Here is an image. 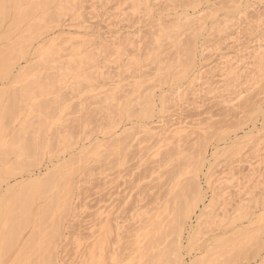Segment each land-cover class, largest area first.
Wrapping results in <instances>:
<instances>
[{
    "label": "rangeland",
    "instance_id": "1",
    "mask_svg": "<svg viewBox=\"0 0 264 264\" xmlns=\"http://www.w3.org/2000/svg\"><path fill=\"white\" fill-rule=\"evenodd\" d=\"M191 1L195 3L190 6L188 3ZM143 2L142 0H77L73 10H65L60 17L55 16L54 6L47 7L48 10L46 11L56 18L53 21L58 20L59 22L49 23L48 29L45 32L42 31L39 40L37 39L32 43V49L34 50L37 42L42 40L47 43L49 49H54L55 52L52 51L49 60L47 58L42 63L37 61L36 55L30 57L28 63L25 62V59H20L21 62L18 61V65L12 71L15 73L20 63V66L30 70L32 76H36V80L30 86L31 93L24 94V98L23 96L15 97V100L9 98V94L13 90H18V88L26 85L30 76L16 83H11L10 78H7L8 80L6 78L0 79V90H2L0 95L3 94V98H0V181L5 180L0 182V197L2 198L5 189L17 188L20 184L28 182L29 179L42 178L52 168V164H56L57 161L61 162V159L64 158L68 160L72 158L73 162L70 160L72 163L68 161L67 164L74 172L69 212L67 211V216L60 219L62 232L60 235H63H58L55 237L56 239H52L56 254L54 256L57 257L55 259L56 264H94V261L95 264L101 262V264H150L157 260L154 258L162 252L166 242H168L166 239L163 242H155V245L149 249L151 250L148 252L150 257L146 253L144 255L146 258L141 256L143 259H140L137 254L140 255L142 250L148 251L147 248H150V243L147 241L145 243L149 244L148 246L147 244L141 246V243L144 242L141 237H144L146 231L151 228L150 221L161 222L171 217L172 212L169 207H172L170 203L171 195H174L172 193L175 183L184 182L189 176L187 173L194 171L195 167L198 166L199 170L194 172V177H197L195 180L196 183L199 182L197 186L202 191L201 195L204 194V198L201 197L200 201L203 203L198 202L196 209H201L203 205H207L211 198L212 188L209 189L210 186L206 185V172L208 166L213 163L214 168L211 170L214 175L211 181L221 178L229 181L226 183L228 191L226 190L225 195L228 199L226 198L224 203L227 205V207L224 205V211L228 213H226L227 217L217 226L212 225L208 234L206 233L205 237H202V241L199 240L196 243V248L195 245L192 248L189 246V248L186 237L189 229L196 225L195 218L199 210L195 209L184 224L180 237L183 239L180 241L183 249L178 252L179 259L177 258L175 264H189L194 257L211 248L214 249L211 252H214L217 246L215 245L216 239L236 237L234 234L237 229L243 228L247 229L246 231L254 229L259 231L260 229L258 241L261 240L262 244L257 248L258 250L254 249L255 247L252 245H246L242 249L243 251L241 246H238L239 249L236 248L237 246H233L234 249L229 255H221L214 260V263L215 261L217 264L263 263L264 0H147V3ZM13 12L14 9H10L8 17L0 25L1 48L15 40L26 28L25 26L35 22L33 18L30 22L20 23V27L18 25L15 29L14 26L10 28ZM180 16L181 18H179ZM194 18H201L200 28H198L197 23H194L195 26L191 24L195 20ZM16 28L18 29L16 30ZM201 29H204V32ZM6 33L9 35L8 38ZM191 41H194L191 45L192 60L195 61L192 62L194 67L191 66L189 73L187 72L188 77L182 79L179 74L184 72L182 71L183 64L186 62L182 52L185 44ZM53 45L57 46L54 47ZM76 50L81 51V53H78L79 56L75 59L78 61L73 67V65H69L67 59L70 60L71 51ZM87 53L91 56L89 60L84 59V55ZM223 59L229 62L225 64ZM232 65L235 67L231 68ZM79 71L80 73H78ZM198 72L201 73V80L191 82ZM178 75L180 79L177 78ZM89 76L90 78H87ZM9 82L10 84H8ZM177 93L180 95L184 93L179 101L174 100L172 96ZM10 99L14 101L11 102L14 117L9 116L7 120V118L2 117V113L4 106L6 108V104H10ZM44 101L49 103V107ZM145 104L146 108H144ZM148 105L151 107L149 108ZM144 113H146V117L143 115ZM3 118L4 120H2ZM1 122H4V126ZM38 122L41 125H38ZM35 124L36 126H34ZM152 127H158L156 131L162 128L161 133H159L160 138L154 137L156 141L154 138L151 139L152 136L141 132L144 128L151 129ZM254 127L256 128L254 129ZM37 129H39L38 132ZM178 129L179 132H177ZM250 129L255 134V144L259 146L256 149L251 141L243 138L246 133L250 132ZM31 132L34 133L30 134ZM19 134L21 136L18 138ZM12 136L13 139H11ZM31 137L38 139L35 149L18 152L23 143H26ZM122 139H125L124 142ZM10 140H16L13 143L14 147ZM99 140L101 143H105L103 146L112 145L113 141L121 140V146H117L119 148V152H117L120 153V156L117 152L105 150L106 148L103 146L97 148L95 143ZM106 140L107 144L103 142ZM109 140L111 143H108ZM230 140L231 142L237 140L239 145L244 147L243 151L237 155L231 153V156L230 149H227L231 144ZM9 142L11 143L10 147ZM169 142L173 143L176 149L174 145L170 147ZM38 143H40V147H38ZM175 143H177L178 148ZM80 146L83 147L84 152H87L90 147H94L90 148L89 153L79 157ZM215 150L217 153L219 152L218 158L215 159L216 162L213 159L215 153L213 151ZM27 153L30 156H26ZM171 154L172 156H170ZM166 155L168 157H165ZM77 157L81 159L76 160ZM179 161L181 162L179 163ZM27 162H30L31 165ZM17 163L23 165L21 171L18 169L20 173L14 169ZM193 163L195 164L192 165ZM255 163H259L260 166L257 164L258 167ZM24 164L29 165L28 168H25ZM250 164L252 168L255 166L253 170L248 168ZM249 169L253 172L249 173ZM13 170L18 172L15 173ZM9 171L10 174L7 173ZM175 171H179L178 174ZM11 173L14 174L11 175ZM173 173L176 175H172ZM259 173H262L260 174L263 177L262 180L259 179ZM14 191H18V189H14ZM186 196L190 199L193 195L187 193ZM41 203L44 201L36 199L34 207L41 205ZM239 206L242 207V212L245 210L252 215L249 221L247 218V220L237 218L234 211ZM0 207L3 209L1 212L4 217L9 211L10 204L6 202ZM218 211L217 213L220 212L219 214L223 216L221 211ZM165 216L167 218L164 219ZM230 218L237 219L234 225L229 224ZM49 222L38 225L37 228L39 230L46 229L51 235L54 231L47 227ZM109 224L111 230L107 232L106 225ZM32 225L33 223L22 232V241L27 238H25L27 234H30ZM189 226L191 227L189 228ZM137 233L144 235L138 236ZM136 238L143 241H137ZM37 243L36 247L38 246ZM33 248L34 251L36 250L35 253H31L32 256L30 253L22 256L25 258L24 261L18 255L19 246L15 247L4 255L5 257L3 254L0 255V264H11L14 259L18 258L21 260L18 259L16 262L14 260V264H19V262L30 264L31 261L35 264L34 262L38 258L35 260L32 257L37 256L36 252L41 255L43 252L44 255L46 253L44 250L41 252V248L36 249L35 245ZM85 250L86 255L84 254ZM15 251H17L16 254ZM94 252H97V255ZM134 255L139 258H135ZM27 256L28 258H26ZM168 258L171 260L170 264H174L173 256H168ZM107 259L108 261H106ZM164 264H169V262L166 263L165 261Z\"/></svg>",
    "mask_w": 264,
    "mask_h": 264
},
{
    "label": "bare ground",
    "instance_id": "2",
    "mask_svg": "<svg viewBox=\"0 0 264 264\" xmlns=\"http://www.w3.org/2000/svg\"><path fill=\"white\" fill-rule=\"evenodd\" d=\"M79 2V1H78ZM143 2V0H142ZM237 2V1H236ZM63 3V4H61ZM77 3V0H0V25L3 23L2 21L6 20V18L8 17V13L10 12V9H14V12L12 14V17H11V27L14 26V29L15 27H17L20 23H23V22H30L32 21V19L34 18L35 19V22L33 23H30L28 24L27 26H25L26 28L24 30L21 31V34H19V36L13 40L10 44L6 45L5 47L1 48L0 49V79H7V78H10L11 79V83H16V82H20L21 80H25V78L27 76H30V78L27 80V83L25 86H23L22 88H18L13 90L10 94H9V98H12L13 100H15V97H18V96H23L24 94L27 95L29 93H31V84L34 82V80H36V76H32L31 73H30V70L28 69H25V67L23 66H20V63H19V66L17 67V71L15 73H13V69L15 68V66L18 65V61H20V59H25V62L28 63L29 60H30V57H34V55H36L38 58V62L42 63L44 62L45 60H49V56L52 55V51H54V49H49L47 46V43L45 41H39L37 42V46L34 47V50L32 49L33 48V42L34 41H37V39L39 38L40 35H42V31L45 32L46 29H48V24L49 23H56L58 20H54L53 19L55 18L53 14L49 13L47 9V7L49 6H54L55 7V10H56V15L57 17H60L62 15V12H64L65 10L67 11H70V10H73L72 8L76 5ZM143 3H147V0H144ZM195 2L191 1L189 2L188 4L191 6L192 4H194ZM137 4V3H136ZM237 4V3H236ZM25 5V6H23ZM141 5V4H140ZM146 5V4H145ZM235 5V3L233 4V6ZM230 6V5H229ZM150 7V6H149ZM237 7V6H236ZM239 8V7H238ZM53 12V11H52ZM245 13V12H244ZM181 18V16L179 17ZM56 19V18H55ZM58 19V18H57ZM195 19V18H194ZM159 19H157L158 21ZM178 21V19H176ZM190 20V19H189ZM204 20V19H203ZM160 21V20H159ZM186 21V20H185ZM188 21V20H187ZM192 21V20H191ZM9 22V21H7ZM59 22V21H58ZM174 22V21H173ZM182 22V21H181ZM200 22H202L201 18H197L195 20L192 21L191 24L194 25V23H197L198 24V28H200ZM175 23V22H174ZM186 24V23H185ZM218 25V24H217ZM21 25H19L20 27ZM206 26V25H205ZM83 27V26H82ZM176 27V26H175ZM178 27V25H177ZM180 27V26H179ZM7 28V27H6ZM163 28V27H162ZM161 28V29H162ZM190 28V27H189ZM217 28V27H216ZM18 28H16L17 30ZM59 29V28H58ZM64 30V29H63ZM199 30V29H198ZM202 30V29H201ZM204 30V29H203ZM202 30V31H203ZM162 31V30H161ZM169 31V30H168ZM201 31V32H202ZM43 32V33H44ZM83 32V31H82ZM186 32H188L186 30ZM196 32V31H195ZM194 32V33H195ZM200 32V31H199ZM204 32V31H203ZM221 32V31H220ZM89 33V32H88ZM153 33V32H152ZM159 33V32H158ZM7 34V33H6ZM155 34V33H154ZM201 34V33H200ZM11 35V34H10ZM82 35V34H81ZM80 35V36H81ZM157 35V34H156ZM182 35V34H181ZM90 36V35H89ZM159 36V35H158ZM192 36V35H191ZM9 37V35L7 34V38ZM11 37V36H10ZM55 37V36H54ZM84 37V36H83ZM200 37V36H199ZM5 38V39H7ZM41 38V37H40ZM95 38V37H94ZM170 38V37H169ZM4 39V38H3ZM50 39V38H49ZM53 39V38H52ZM60 39V38H59ZM173 39V38H172ZM39 40V39H38ZM44 40V39H43ZM192 40V39H191ZM50 41V40H49ZM79 42V41H78ZM194 41H191V42H187L183 48V54L186 58V62L185 64H183V70L184 72H182L181 74H179L181 76V78H186L188 77L189 74H187V72L189 71L190 67L193 66L192 62V43ZM197 42V41H196ZM4 43V42H3ZM136 43V42H135ZM52 44V43H51ZM78 44V43H77ZM81 44V43H80ZM115 44V43H114ZM200 44V43H199ZM198 44V45H199ZM35 45V44H34ZM54 46V45H53ZM57 46V45H55ZM54 46V47H55ZM86 46V45H85ZM117 46V45H116ZM158 46V45H157ZM178 46V44H177ZM182 46V45H180ZM59 47V45H58ZM71 47V46H70ZM194 47V46H193ZM201 47V46H200ZM53 48V47H52ZM63 48V47H62ZM74 48V47H73ZM160 48V47H159ZM175 48V47H174ZM205 48V47H204ZM56 49V48H55ZM181 49V48H180ZM179 49V50H180ZM195 49V48H194ZM33 50V51H31ZM68 50V49H67ZM75 50V49H74ZM81 50V49H80ZM178 50V48H177ZM205 50V49H204ZM58 51V50H57ZM60 51V50H59ZM91 51V50H90ZM33 52V53H31ZM55 52V51H54ZM61 52V51H60ZM70 52V51H69ZM72 52V56H71V59L69 57L70 60L67 59V61H69V65H76V61L78 60H75L76 57H78V53H81V51L78 52V50L76 51H71ZM107 52V51H106ZM115 52V51H114ZM204 52V51H203ZM92 53V52H91ZM156 53V52H154ZM179 53V52H178ZM247 53V52H246ZM249 53V52H248ZM55 54V53H54ZM250 54V53H249ZM255 54V53H254ZM260 55V53H257ZM256 54V55H257ZM90 55V54H89ZM88 53L84 55V59H87L89 60L91 56H89ZM93 55V54H91ZM120 55V54H119ZM141 55V54H140ZM258 55V57H259ZM262 55V54H261ZM54 56V55H53ZM130 56V55H129ZM250 56V55H249ZM29 57V58H28ZM119 57V56H117ZM122 57V56H121ZM257 57V59H259ZM52 58V57H51ZM221 58V57H220ZM228 59H230L228 57ZM227 59V60H228ZM248 59V58H247ZM36 60V59H35ZM54 60V59H53ZM56 60V59H55ZM82 60V59H81ZM92 60V59H91ZM117 60V59H116ZM224 60V59H223ZM231 60V59H230ZM256 60V59H255ZM84 61V60H82ZM115 61V60H114ZM123 61V60H122ZM219 61V60H218ZM225 61V60H224ZM21 62V61H20ZM118 62V61H117ZM132 62V61H131ZM139 62V61H138ZM195 62V61H194ZM193 62V63H194ZM229 62V61H228ZM225 61V64L228 63ZM231 62V61H230ZM258 62V61H257ZM256 62V64H257ZM24 63V64H26ZM36 63V62H34ZM154 63V62H153ZM237 63V62H236ZM264 63V62H263ZM33 64V63H32ZM45 64V63H44ZM51 64V63H50ZM81 64V63H80ZM128 64V63H127ZM125 64V65H127ZM130 64V63H129ZM132 64V63H131ZM235 64V62H234ZM259 64V63H258ZM28 65V64H27ZM84 65V64H82ZM133 65H136V64H133ZM159 65V64H158ZM263 65V64H261ZM29 66V65H28ZM67 66V65H66ZM65 66V67H66ZM79 66V64H78ZM131 66V65H130ZM129 66V67H130ZM221 66V65H220ZM234 65L231 66V68L233 67ZM32 67V66H31ZM30 67V68H31ZM72 67V68H73ZM80 67V66H79ZM96 67V66H95ZM128 67V68H129ZM180 67V66H179ZM194 67V66H193ZM235 67V66H234ZM233 67V68H234ZM29 68V69H30ZM82 68V67H81ZM92 68V66H91ZM159 68V67H158ZM71 69V68H70ZM75 69V68H74ZM80 69V68H79ZM93 69V68H92ZM100 69V68H99ZM181 69V68H179ZM192 69V68H191ZM230 69V68H229ZM39 70V69H38ZM54 70V69H53ZM57 70V69H56ZM61 70V69H60ZM72 70V69H71ZM98 70V69H97ZM123 70V69H122ZM176 70V69H175ZM226 72H227V69H225ZM225 70H222V71H225ZM64 71V70H63ZM96 71V70H95ZM126 71V70H125ZM178 71V70H177ZM193 71V70H192ZM47 72H50V70ZM54 72V71H53ZM72 72V71H71ZM94 72V71H93ZM128 72V71H127ZM175 72V71H174ZM74 73V71L72 72ZM80 73V71L78 72ZM97 73V72H96ZM160 73V72H159ZM173 73V72H172ZM189 73V72H188ZM199 73V72H198ZM196 73L195 76L193 77V79L191 80V82H198L201 80V73ZM237 73V72H236ZM30 74V75H29ZM39 74V73H38ZM76 74V73H75ZM74 74V75H75ZM176 74V73H175ZM174 74V75H175ZM194 74V73H193ZM228 74V73H227ZM238 74V73H237ZM73 75V74H72ZM73 75V76H74ZM80 75V74H78ZM173 75V74H172ZM177 75V74H176ZM175 75V76H176ZM179 75L177 76V78H179ZM192 75V74H190ZM239 75V74H238ZM92 76V75H91ZM95 76V75H94ZM101 76V75H99ZM160 76V74L158 75V77ZM226 76V75H225ZM80 77H82L80 75ZM85 77V76H84ZM163 77V76H162ZM231 77V76H229ZM228 77V78H229ZM235 77V76H233ZM48 78V77H47ZM61 78V77H60ZM87 78H90L87 77ZM92 78V77H91ZM161 78V77H160ZM165 78V77H164ZM175 78V77H173ZM232 78V77H231ZM9 79V80H10ZM73 79V78H72ZM84 79V78H83ZM180 79V78H179ZM181 79V80H182ZM207 79V78H206ZM230 79V78H229ZM8 80V79H7ZM48 80V79H47ZM45 80V81H47ZM87 80V79H86ZM95 80V79H94ZM166 80V79H165ZM233 80V79H232ZM5 81V80H4ZM79 81V80H78ZM88 81V80H87ZM53 82H54V79H53ZM75 82V81H73ZM84 82V81H82ZM91 82V81H90ZM89 82V84H90ZM179 82V81H177ZM156 83V82H155ZM181 83V82H180ZM10 84V82L8 83ZM70 85V84H69ZM78 85V84H77ZM174 85V84H172ZM192 85V84H191ZM8 86V85H7ZM204 86V85H203ZM71 87V86H70ZM77 87V86H76ZM53 89V87H51ZM50 88V89H51ZM78 88V87H77ZM189 88V87H188ZM3 89V88H2ZM5 89V88H4ZM43 89V88H42ZM82 89V88H81ZM36 90V89H35ZM38 90V89H37ZM71 90V88H70ZM76 90V89H75ZM191 90V89H189ZM39 91V90H38ZM73 91V89H72ZM112 91H113V88H112ZM148 91V90H147ZM167 91V90H166ZM180 91V90H179ZM2 90H0V94H1ZM35 92V91H33ZM128 92V91H127ZM130 92V91H129ZM186 92V91H185ZM111 93V91H110ZM165 93V92H164ZM176 93V92H175ZM162 94V93H161ZM184 94V93H183ZM183 94L181 93V95L183 96ZM3 95V94H2ZM0 95V96H2ZM32 95V94H31ZM101 95V94H100ZM181 95L180 93L178 94H174L172 95L174 100H177L179 101V99L181 98ZM29 96V95H28ZM39 96V95H38ZM98 96V95H97ZM96 96V97H97ZM102 96V95H101ZM185 96V95H184ZM240 96V95H239ZM36 97V96H35ZM111 97H113L111 95ZM135 97V96H133ZM151 97V96H150ZM159 97V96H158ZM164 97V96H163ZM170 97V96H169ZM0 98H3L0 97ZM19 98V97H18ZM24 98V96H23ZM28 98V97H27ZM120 98V97H119ZM172 98V100H173ZM183 98V97H182ZM12 99H10V104L7 103L6 104V108L4 106V111L2 113V117L4 118H9V116H13L14 115L12 114L13 112V106H11V102H14V101H11ZM29 99V98H28ZM59 99V98H58ZM95 99V98H94ZM129 99V98H128ZM140 99H143V98H140ZM171 99V98H170ZM120 100V99H119ZM173 100V101H174ZM17 101V100H16ZM91 101V99H90ZM99 101V100H98ZM154 101V100H153ZM169 101V100H168ZM259 101V100H258ZM7 102V101H6ZM45 102V101H44ZM130 102V101H129ZM160 102V101H159ZM170 102V101H169ZM224 102V101H223ZM226 102V101H225ZM46 103V102H45ZM147 103V102H145ZM176 103V102H175ZM179 103V102H177ZM47 104V103H46ZM45 104V105H46ZM49 104V103H48ZM47 104V105H48ZM99 104V103H97ZM132 104V103H130ZM160 104V103H159ZM164 104V102H163ZM36 105V104H35ZM51 105V104H50ZM162 105V103L160 104ZM37 106V105H36ZM131 106V105H130ZM149 106V105H148ZM152 106V104H151ZM149 106V108L151 107ZM38 107V106H37ZM36 107V109H37ZM49 107V105H48ZM111 107V106H110ZM166 107V106H165ZM255 107V106H254ZM257 107V106H256ZM20 108V107H19ZM59 108V107H58ZM129 108V107H128ZM146 108V104H145V107ZM260 108V107H259ZM44 109V108H43ZM46 109V108H45ZM264 109V108H263ZM38 110V109H37ZM99 110V109H98ZM133 110V109H132ZM2 111V110H1ZM19 112V110H17ZM55 111V110H54ZM52 111V112H54ZM59 111V110H58ZM144 111V110H143ZM262 111V110H261ZM51 112V113H52ZM50 113V112H49ZM75 113V112H74ZM134 113V111H133ZM157 113V112H156ZM259 114V112H257ZM261 113V112H260ZM1 114V112H0ZM148 114V113H147ZM54 115V114H53ZM134 115V114H133ZM145 117L147 116L146 113L143 114ZM33 116V115H32ZM143 116V117H144ZM149 116V115H148ZM153 116V115H152ZM38 117V116H37ZM52 117V116H51ZM49 117V118H51ZM4 118L2 120H4ZM85 118V117H84ZM262 118H263V114H262ZM64 119V118H63ZM149 119V117H148ZM147 119V120H148ZM1 120V121H2ZM6 120V119H5ZM48 120V118H47ZM162 120V119H161ZM42 121V120H41ZM40 121V122H41ZM111 121V120H110ZM166 121V120H165ZM5 122V121H4ZM3 122V123H4ZM30 122V121H29ZM32 122V121H31ZM73 122V121H72ZM2 123V122H1ZM2 123V124H3ZM7 123V122H5ZM24 123V122H23ZM254 123V122H253ZM264 123V121H263ZM262 123V124H263ZM1 124V125H2ZM41 125V123L38 122V125ZM71 124V123H70ZM74 124V123H72ZM79 124V123H78ZM131 124V123H130ZM198 124V123H197ZM261 124V125H262ZM7 125V124H6ZM37 125V126H38ZM64 125V124H63ZM159 125V123H158ZM196 125V124H195ZM4 126V124H3ZM20 126V125H19ZM36 126V124L34 125ZM254 126V125H253ZM24 128V126H23ZM139 128V127H138ZM158 128V127H156ZM156 128H144L141 129L143 131L142 134H145V135H149V136H152L151 139H153L154 137L156 138H160V134L161 133L160 131L162 130H159V131H156ZM256 127H254L255 129ZM263 128V127H262ZM261 128V129H262ZM4 131L5 128L3 127ZM42 130V127L40 128ZM105 129V128H104ZM160 129V128H159ZM182 129V128H181ZM39 129H37L36 131L38 132ZM23 131V129H22ZM35 131V130H34ZM154 131V133H153ZM156 131V132H155ZM202 131V130H201ZM258 131V130H257ZM261 131V130H260ZM259 131V132H260ZM3 132V131H2ZM16 132V131H15ZM59 132V131H58ZM140 132V131H138ZM177 132H179V129L177 130ZM253 131L250 129V132L249 133H246V136H244L243 138H246L248 141H251V143L253 144L254 148L256 149L258 146V144H255L254 140L256 139V137L254 136L255 134L252 133ZM255 132V131H254ZM258 132V133H259ZM20 133V132H19ZM34 132H31L30 134H33ZM40 133V132H39ZM165 133V132H164ZM257 133V132H256ZM16 134V133H15ZM23 134V133H22ZM53 134V133H52ZM187 134V133H186ZM193 134V133H192ZM5 135V134H4ZM13 135V134H12ZM24 135V134H23ZM43 135V133H42ZM57 135V134H55ZM115 135V134H114ZM172 135V134H171ZM190 135V134H189ZM224 135V134H223ZM258 135V134H257ZM260 135V134H259ZM258 135V136H259ZM21 136V134L18 135V138ZM25 136V135H24ZM41 136V134H40ZM170 136V135H169ZM175 136V135H174ZM236 136V135H234ZM29 137V136H28ZM27 137V138H28ZM56 137V136H55ZM113 137V136H112ZM179 137V136H178ZM238 137V136H237ZM35 137H31L26 143L24 142L22 147L19 149L18 152H22V151H30V150H34L35 149V145L37 146V140L38 139H34ZM54 138V137H53ZM52 138V139H53ZM70 138V137H69ZM154 138V140H155ZM189 138V137H188ZM222 138V136H221ZM1 139V138H0ZM11 139H13V136L11 137ZM26 139V138H25ZM145 139H148V138H145ZM238 139H240L238 137ZM98 140V139H97ZM101 140V139H100ZM100 140L98 142L95 143V146L97 148H100L102 147L105 143H101ZM105 140V139H103ZM125 140V139H124ZM124 140L122 139V141L124 142ZM127 140V139H126ZM150 140V139H149ZM148 140V141H149ZM153 140V141H154ZM175 140V139H174ZM182 140V139H180ZM243 140V139H242ZM259 140V139H258ZM257 140V141H258ZM16 141V140H14ZM14 141H11L12 142V146L14 147ZM23 141V140H21ZM54 141V140H53ZM102 141V140H101ZM156 141V140H155ZM165 143H166V140H164ZM168 141V140H167ZM185 141V140H184ZM219 141H220V138H219ZM256 141V140H255ZM9 142V147H10V143ZM60 142V141H59ZM103 142H106L107 144V140L106 141H103ZM114 143L111 144H107L106 146H103V148L105 147L107 151H113V152H119V148L117 146H121V140H116V141H113ZM151 142V141H150ZM176 142V140H175ZM181 142V141H180ZM222 142V141H221ZM231 142V140H230ZM228 142V143H230ZM1 143V142H0ZM2 143H4L2 141ZM22 143V142H21ZM108 143H111L110 140ZM128 143V142H127ZM155 143V142H154ZM170 143V147L172 145H174L173 143L169 142ZM178 143V142H177ZM177 143L176 146H177ZM40 143H38V147ZM52 144V143H51ZM167 144V143H166ZM220 144V143H219ZM244 144V143H243ZM8 145V144H7ZM82 145V144H81ZM84 145V144H83ZM82 145V146H83ZM168 145V144H167ZM226 146L228 144H225ZM51 146V145H50ZM53 146V145H52ZM74 146V145H73ZM80 146V150H78V155L79 157L80 156H84L86 155L87 153H89L88 151L91 149L90 148H93V147H90L88 149L87 152H84L83 147ZM246 146V145H244ZM15 147H18V146H15ZM77 147V146H76ZM95 147V148H96ZM123 147V146H122ZM125 147V146H124ZM49 148V146H48ZM47 148V149H48ZM64 148V147H62ZM165 148V147H164ZM174 148L176 149L175 145H174ZM178 148V146H177ZM220 148V147H219ZM243 148L242 145L240 146L239 145V142L236 140V141H233L231 142L230 146L227 148V149H230V155L231 153L232 154H235L237 155L239 152L243 151ZM61 149V148H60ZM59 149V150H60ZM65 149V148H64ZM172 149V148H171ZM174 149V150H175ZM216 149V148H214ZM226 149V148H225ZM8 150V148H7ZM37 150V149H36ZM39 150V148H38ZM42 150V149H41ZM40 150V151H41ZM49 150V149H48ZM63 150V149H62ZM73 150V149H72ZM82 150V151H81ZM95 150V149H94ZM93 150V151H94ZM169 150V148H168ZM173 150V149H172ZM61 151V150H60ZM59 151V152H60ZM70 151V150H68ZM92 151V152H93ZM96 151V150H95ZM122 151V150H121ZM222 151V149H221ZM258 151V150H257ZM14 152V151H13ZM58 152V151H57ZM56 152V153H57ZM90 152V153H92ZM117 152V153H118ZM162 152V151H161ZM183 152V151H182ZM185 152V151H184ZM183 152V153H184ZM215 152V153H214ZM224 152V151H222ZM256 152V151H255ZM29 153V152H28ZM25 154L26 156H30L29 154ZM31 153V152H30ZM38 153V152H37ZM36 153V154H37ZM69 153V152H68ZM171 153V152H170ZM172 153H174L172 151ZM213 159H217L218 157V153H217V150L213 151ZM226 154V152H224ZM258 153V152H257ZM17 154H20V153H17ZM99 154V153H98ZM119 156H120V153H118ZM166 154V153H165ZM58 155V153H57ZM68 155V154H67ZM73 155V154H72ZM122 155V154H121ZM161 155V154H160ZM159 155V156H160ZM168 155V153H167ZM165 156V157H168V156ZM181 155V154H180ZM229 155V154H228ZM9 156V155H8ZM7 156V157H8ZM16 156V155H15ZM24 156V154H23ZM59 156V155H58ZM58 156L56 157L58 159ZM64 156V155H63ZM105 156V155H104ZM172 156V154L170 155ZM193 156V155H192ZM204 156V155H202ZM232 156V155H231ZM20 157V156H19ZM77 157L76 160H80L81 158ZM98 157V156H97ZM112 157V156H111ZM117 157V156H116ZM195 157V156H194ZM64 158V157H63ZM71 158V157H70ZM107 158V157H106ZM164 158V157H163ZM179 158V157H178ZM37 159V158H36ZM54 159V158H53ZM74 159V158H73ZM90 159V158H89ZM109 159V158H108ZM117 159H119V157H117ZM121 159V158H120ZM152 159V158H150ZM167 159V158H166ZM194 159V158H193ZM199 159V158H198ZM72 161V158L70 159ZM66 158H64L63 160L61 159V162L60 161H57L55 162L56 164H52V168L50 170H48L45 175H43L44 177L40 178V177H37V178H34L32 180H28V182H24L22 184H20L19 187L17 188H7L5 189V192L3 193V196L2 198L0 199V206L3 204V203H8L10 204V207H9V211L6 213V215H4V217L2 216L3 213L1 212L3 209H0V255L3 256L8 254L10 251H12V249H14L15 247H18L19 246V252H18V255L20 256V258H22V256H26L28 253H35L34 251V248L33 246L35 245V248L37 249H40L42 246L43 248H41V252H43V250L45 251L46 255H44V252H43V255H41L39 252H36L37 253V256H33L32 258L33 259H37L36 262H34L35 264H56V261L55 259V251H54V248H53V241L52 239L55 238L56 236L58 237L59 236H62L60 235L62 232H61V218H63L64 216H67L66 213L69 209V206H70V199H71V195H72V176H74V172L72 171V169H70L68 167V161H70ZM22 161V160H21ZM39 161V160H38ZM37 161V162H38ZM70 161V162H71ZM105 161V160H104ZM108 161V160H107ZM111 161V160H110ZM161 161V160H160ZM159 161V162H160ZM187 161V160H185ZM201 161V160H200ZM203 161V160H202ZM73 162V161H72ZM71 162V163H72ZM76 162V161H75ZM181 161H179L180 163ZM216 162V160H215ZM252 162V161H251ZM264 162V160H263ZM27 163H30V162H27ZM70 163V164H71ZM80 163V162H78ZM100 163V162H99ZM162 163V162H161ZM184 163V162H183ZM192 163V162H191ZM201 163V162H200ZM208 163V161H207ZM249 163V162H248ZM262 163V162H261ZM11 164V163H10ZM13 164V163H12ZM69 164V165H70ZM74 164V163H73ZM157 164V162H156ZM189 164V163H188ZM195 163H193L192 165H194ZM247 164V162H246ZM245 164V166H246ZM259 166L260 164L257 163ZM255 163V165H257ZM15 165V164H14ZM31 165V163H30ZM76 165V164H75ZM161 165V164H160ZM179 165V164H178ZM185 165V164H184ZM199 165V164H198ZM216 165V164H215ZM218 165V164H217ZM244 165V163H243ZM257 165V166H258ZM264 165V164H263ZM23 165H21V163H17L15 165V170L17 169H21ZM29 165H25L24 164V167L28 168ZM71 166V165H70ZM175 166V165H174ZM213 166V163L211 164V166L209 165L208 168H207V172H206V177H207V180H206V185L208 184L209 189H211V198L210 200L208 201V204L207 205H203V207L201 209H196L198 208L197 204L198 202H201L203 203L201 200V197L204 198V194L202 193L201 195V192L200 189L198 188L197 186V183L199 184V182L197 181L196 183V180L195 178L197 177H194V172L198 171L199 170V166L198 167H195L194 171H190L187 173V175H189L187 177V179L184 181V182H177L175 183L174 185V192L172 194L174 195H171V203L172 204V207L170 205L169 208H171V212H172V215L171 217L167 218L166 216L164 217L167 218L165 221L162 220L161 222L160 221H150V230L148 229H145L147 230L144 234H138V236H143L144 237H141V239L143 238L144 242L141 243V246L143 244V246H146L147 243H145V241H147L148 243H150V248H147L148 251H146V247H144L141 252H140V255L137 254L140 259H143L141 256H144L146 255V253L148 254L149 249H151V246L152 245H155L154 243L157 242V241H164L165 239L168 241L166 242V245L164 247V249L162 250V254L159 253L158 256L154 259H157L155 262L153 263H150V264H164L165 261L166 263L171 262L170 258H168V256H173L174 260H172L175 264V261H177V258H178V252L183 249L182 247V243H180V241H182L180 239L181 237V233H182V230H183V227H184V224L186 223V220L189 219V216L191 214L194 213L195 209L196 210H199L198 211V214L196 215V225L194 228H190L191 226H189V231L187 232V237H186V240H187V244H188V247L190 246L191 248L194 247L195 245V248H196V243H198V241L200 240V242L202 241V237H205L204 235H206V233L208 234L210 228L212 225H218L220 222L222 223L223 220L226 219L227 217V214L225 213L224 211V204L225 201H226V198L228 199V197H225L226 195V192L228 191L227 187H226V183H229V181H226V180H223V178L221 179H217L215 181H211L214 173L212 172L211 168H214ZM252 165L250 164V166H248V168H252L251 167ZM258 166V167H259ZM23 167V169H24ZM81 167V165H80ZM181 167V165H180ZM184 167V166H183ZM182 167V168H183ZM255 167V166H254ZM254 167L252 168V170L254 169ZM257 167V169H259ZM191 168V167H190ZM247 168V167H246ZM13 169V168H12ZM22 169V170H23ZM48 169V168H47ZM80 169V168H79ZM18 170V171H19ZM25 170V169H24ZM190 170V169H189ZM247 170V169H245ZM8 171V170H6ZM14 171V170H13ZM17 171V172H18ZM21 171V170H20ZM19 171V173H20ZM156 171V170H155ZM184 171V169H183ZM250 171V169H249ZM247 171V172H249ZM258 171V170H257ZM15 173H17L16 171H14ZM177 172V171H175ZM179 172V171H178ZM177 172V174H178ZM182 172V171H181ZM253 171H250L249 173H252ZM259 172V171H258ZM257 172V173H258ZM8 174H10V171L7 172ZM256 173V174H257ZM5 174V173H4ZM14 174V173H13ZM11 173V175H13ZM171 174V173H170ZM197 174V173H195ZM200 174V173H199ZM260 174L262 173H259V176ZM264 174V173H263ZM16 175V174H15ZM172 175H176V173H173ZM181 175V174H180ZM203 175V174H202ZM230 175V174H229ZM254 175V173H253ZM5 176V175H4ZM7 176V174H6ZM10 176V175H9ZM30 176V175H29ZM170 176V175H169ZM184 176V175H183ZM196 176V175H195ZM176 177V176H175ZM256 178V177H255ZM258 178V177H257ZM263 179L262 175L259 177V179ZM248 179V178H247ZM261 179V180H262ZM180 180V179H179ZM2 182L5 181V180H1ZM0 181V182H1ZM25 181V180H24ZM109 181V180H108ZM107 181V182H108ZM23 182V181H22ZM212 183V184H211ZM2 184V183H1ZM76 184V183H75ZM259 184V183H258ZM207 186V187H208ZM14 189H18V191H14ZM235 189V188H234ZM227 190V191H226ZM187 193H190L192 194L193 196L189 198H187ZM189 196V194H188ZM228 196V195H227ZM73 197V196H72ZM230 197V196H229ZM36 199H39L40 201H44V203H41V205H37L36 207H34V204H35V201ZM170 199V197H169ZM168 199V200H169ZM204 200V199H203ZM170 201V200H169ZM168 202V201H167ZM229 205V204H228ZM166 206V205H165ZM164 206V208H165ZM167 206V207H168ZM227 207V205H226ZM240 207V208H239ZM238 209H236V211H234V213H236L235 215L237 216V218H241V219H248L249 221V218L250 216H252L251 214L245 212H242V207L239 206ZM1 208V207H0ZM35 208V210H34ZM56 209V210H55ZM217 210L221 211L222 215L221 216L219 213H217ZM58 211V213H57ZM165 211V210H164ZM69 212V211H68ZM262 212V211H261ZM168 213V212H167ZM170 213V211H169ZM170 215V214H168ZM219 215L221 216V218L219 217ZM74 217V216H73ZM99 217V216H98ZM103 219V218H102ZM246 219V220H247ZM229 224L230 225H234L236 223V218L235 219H232L230 218L229 219ZM47 221H50L49 224H48V228L49 229H52L54 231V233H48V231L45 229V230H39V227L38 225H42L43 223H46ZM227 221V220H226ZM165 222V223H164ZM32 230L29 232L30 234L27 236H25L26 239H24L22 241V232L28 228L30 226V224H32ZM108 223H109V220H108ZM241 223V222H240ZM228 224V223H227ZM96 225V224H95ZM99 225V224H98ZM112 225V223H111ZM191 225V224H190ZM220 226V225H219ZM249 226V225H248ZM264 226V225H263ZM148 227V226H147ZM229 227V226H228ZM235 227V226H234ZM45 228V227H44ZM117 228H119L117 226ZM140 228V227H139ZM146 228V227H145ZM238 228V226H237ZM136 229V228H135ZM229 229V228H228ZM252 229V228H251ZM259 229V228H258ZM111 230V227H110V224L109 225H106V231L107 232H110ZM115 230V229H114ZM142 230V229H141ZM223 230V229H222ZM227 230V229H226ZM232 230V229H231ZM247 229H237V231L235 232L234 236L236 237H233V238H219V239H216L215 241V245L216 248H215V251L211 252V250H214V249H208V250H205L204 253L202 252L199 256L197 257H194L193 260L190 261L189 264H217V262L215 261L214 263V260L218 259L221 255L224 256V254L226 255H229L232 250L234 249V247H236L237 249H239L238 246H241V250L244 249V247L246 245H249L252 247H255L254 249L258 250L257 248H259L260 244H262L261 240L260 242L258 241V235H259V231L258 230H251V231H246ZM250 230V229H248ZM144 231V230H143ZM149 231V232H148ZM262 231V230H261ZM47 232V233H46ZM51 232V231H50ZM61 232V233H60ZM211 232V231H210ZM106 233V232H105ZM140 233V232H139ZM261 233V232H260ZM53 234V235H52ZM95 234V233H93ZM102 234V233H101ZM223 234V233H222ZM50 235V236H49ZM224 235V234H223ZM93 236V235H92ZM110 236V235H109ZM62 238V237H61ZM132 238V237H131ZM140 238V237H139ZM139 238H136L138 239L137 241H140L142 242L141 240H139ZM145 238V239H144ZM218 238V237H217ZM56 239V238H55ZM113 239V238H112ZM111 239V240H112ZM96 240V239H95ZM107 240V239H106ZM116 240V239H115ZM133 240V238H132ZM57 241V240H56ZM38 242V243H37ZM99 242V241H97ZM108 242V241H107ZM199 242V243H200ZM205 242V241H204ZM36 243L38 244V246L36 247ZM131 243V242H130ZM137 243V242H136ZM145 243V245H144ZM152 243V244H151ZM92 244V243H91ZM109 244V242H108ZM111 244V243H110ZM140 244V243H139ZM149 244H147L148 246ZM80 246V245H79ZM136 246V245H135ZM88 247H90V245H88ZM104 247V246H103ZM112 247V246H110ZM109 247V248H110ZM189 247V248H190ZM138 248V247H136ZM153 248V247H152ZM214 248V247H213ZM17 249V248H16ZM106 249V248H104ZM140 249V248H139ZM18 250V249H17ZM95 250V249H94ZM115 250V249H114ZM105 251V250H104ZM161 251V250H160ZM164 251V252H163ZM243 251V250H242ZM89 252V251H88ZM111 252V250H110ZM136 252V251H135ZM159 252V251H158ZM258 252V251H256ZM17 253V251H15V254ZM39 253V254H38ZM86 253V250L84 252V254ZM97 253V252H96ZM95 252L94 254L97 255ZM137 253V252H136ZM151 253V252H150ZM14 254V253H13ZM89 254V253H88ZM93 254V255H94ZM105 254V253H104ZM29 255V254H28ZM33 254H31L32 256ZM86 255V254H85ZM94 255V256H95ZM106 255V254H105ZM149 257H150V254H148ZM163 255H164V259H163ZM166 255V256H165ZM90 256V255H89ZM135 256V255H134ZM5 257V256H4ZM13 257V256H12ZM17 257V255H16ZM82 257V256H81ZM103 257V256H102ZM139 257H136L135 258H139ZM18 258V257H17ZM28 258V256L26 257ZM31 258V257H29ZM83 258V257H82ZM96 258V257H94ZM108 258V257H106ZM144 258H146L144 256ZM170 260H168V259ZM3 259V258H2ZM19 259V258H18ZM18 259H14L15 262L18 260ZM23 260L25 259L24 257L22 258ZM85 259V258H84ZM97 259V258H96ZM139 259V260H140ZM148 259V258H147ZM153 259V260H154ZM179 259V258H178ZM13 260V261H14ZM21 259H19L20 261ZM27 260V259H26ZM98 260V259H97ZM96 260V261H97ZM133 260V259H132ZM131 260V261H132ZM135 260V259H134ZM13 261L11 262V264L13 263ZM25 261V260H24ZM84 261V260H83ZM88 261V260H87ZM108 261V259L106 260ZM158 261V262H157ZM22 262V261H21ZM30 262V261H29ZM62 262V261H61ZM123 262V261H122ZM125 262V261H124ZM179 262V261H178ZM262 262V261H261ZM28 263V262H27ZM31 263L33 264V262L31 261ZM30 263V264H31ZM89 263V262H88ZM93 263V262H92ZM96 262L94 261V264ZM102 263V262H101ZM100 263V264H101ZM120 263V262H119ZM144 263V261H143ZM183 263V262H182ZM240 263V262H239ZM264 263V262H263ZM263 263H260V264H263ZM14 264V263H13ZM19 264H21L19 262ZM99 264V263H98ZM108 264V263H107ZM116 264V263H115ZM219 264V263H218Z\"/></svg>",
    "mask_w": 264,
    "mask_h": 264
}]
</instances>
